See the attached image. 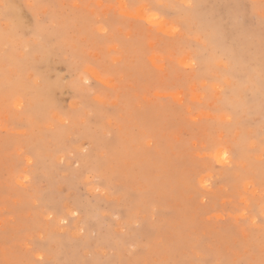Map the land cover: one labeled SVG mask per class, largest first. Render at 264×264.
I'll return each instance as SVG.
<instances>
[{
  "label": "rangeland",
  "instance_id": "374dc122",
  "mask_svg": "<svg viewBox=\"0 0 264 264\" xmlns=\"http://www.w3.org/2000/svg\"><path fill=\"white\" fill-rule=\"evenodd\" d=\"M0 264H264V0H0Z\"/></svg>",
  "mask_w": 264,
  "mask_h": 264
},
{
  "label": "bare ground",
  "instance_id": "6f19581e",
  "mask_svg": "<svg viewBox=\"0 0 264 264\" xmlns=\"http://www.w3.org/2000/svg\"><path fill=\"white\" fill-rule=\"evenodd\" d=\"M220 156H221V154H220ZM216 160H217V158H216ZM222 161V160H221Z\"/></svg>",
  "mask_w": 264,
  "mask_h": 264
}]
</instances>
